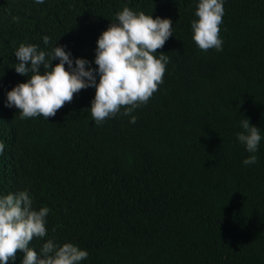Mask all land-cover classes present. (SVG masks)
<instances>
[{
    "label": "trees",
    "instance_id": "16d2710c",
    "mask_svg": "<svg viewBox=\"0 0 264 264\" xmlns=\"http://www.w3.org/2000/svg\"><path fill=\"white\" fill-rule=\"evenodd\" d=\"M196 5L0 0V194L27 189L50 209L48 235L29 247L72 242L89 253L81 264H264V140L257 163L243 165L235 135L244 117L264 135V0H225L222 51L192 40ZM124 6L173 21L157 49L169 57L163 82L134 124L119 114L94 123L93 87L47 120L6 106L27 79L12 68L21 43L48 36L91 61Z\"/></svg>",
    "mask_w": 264,
    "mask_h": 264
},
{
    "label": "clouds",
    "instance_id": "9594fccd",
    "mask_svg": "<svg viewBox=\"0 0 264 264\" xmlns=\"http://www.w3.org/2000/svg\"><path fill=\"white\" fill-rule=\"evenodd\" d=\"M224 2L197 0L196 19L190 22V27L192 40L203 51H222L220 25ZM35 3L43 4L44 0ZM115 17V22H110L97 37L91 61L73 57L66 45H58L48 36L34 43H21L14 50L16 62L12 68L27 79L6 91V106L18 109L22 119L42 116L47 120L66 102H71L74 94L93 87L95 94L88 109L94 123L100 124L119 114L128 116L129 123L134 124L136 116L131 114L146 104L163 82L169 57L164 52L157 55V49L173 36V21L169 17L153 18L152 13L137 12L128 6ZM53 43L54 46L50 45ZM53 60L58 62L53 64ZM239 127L236 140L249 153L242 164H255L260 142L264 140L262 129L251 124L247 117L239 121ZM4 150L5 145L0 142V153ZM33 205L27 189L0 194V264L14 262L17 250L23 252L21 264H81L87 259L86 249L72 242L60 244L53 237H48L39 251L29 247L34 239L48 235L50 209L47 206L37 209Z\"/></svg>",
    "mask_w": 264,
    "mask_h": 264
}]
</instances>
